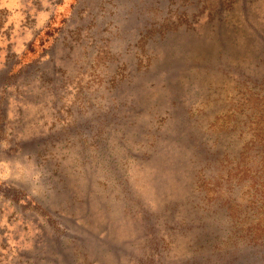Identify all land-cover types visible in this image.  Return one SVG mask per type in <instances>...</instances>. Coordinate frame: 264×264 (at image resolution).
Masks as SVG:
<instances>
[{
  "label": "rangeland",
  "instance_id": "rangeland-1",
  "mask_svg": "<svg viewBox=\"0 0 264 264\" xmlns=\"http://www.w3.org/2000/svg\"><path fill=\"white\" fill-rule=\"evenodd\" d=\"M0 264H264V0H0Z\"/></svg>",
  "mask_w": 264,
  "mask_h": 264
}]
</instances>
